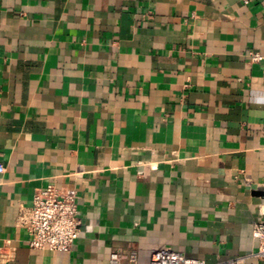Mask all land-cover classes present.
<instances>
[{
    "label": "crops",
    "instance_id": "crops-1",
    "mask_svg": "<svg viewBox=\"0 0 264 264\" xmlns=\"http://www.w3.org/2000/svg\"><path fill=\"white\" fill-rule=\"evenodd\" d=\"M0 164L8 264L249 255L264 204V0H0ZM50 183L78 198L70 250L31 247L20 220Z\"/></svg>",
    "mask_w": 264,
    "mask_h": 264
},
{
    "label": "built area",
    "instance_id": "built-area-1",
    "mask_svg": "<svg viewBox=\"0 0 264 264\" xmlns=\"http://www.w3.org/2000/svg\"><path fill=\"white\" fill-rule=\"evenodd\" d=\"M258 58V54L253 55V59ZM4 170L5 167L0 164V172ZM259 214L260 219L253 224V236L258 244L249 255L208 263L166 247L153 251L150 264H243L250 257L264 260V204L260 205ZM20 220L29 233L30 246L41 250H70L82 232L76 193L73 191L62 193L53 183L35 192L32 206L21 212ZM15 257V247L8 243L0 245V264H8ZM124 260L136 264L137 252L120 249L111 253L110 264H121Z\"/></svg>",
    "mask_w": 264,
    "mask_h": 264
}]
</instances>
